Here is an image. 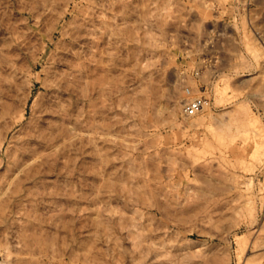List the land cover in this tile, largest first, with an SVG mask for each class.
<instances>
[{
  "label": "rangeland",
  "instance_id": "374dc122",
  "mask_svg": "<svg viewBox=\"0 0 264 264\" xmlns=\"http://www.w3.org/2000/svg\"><path fill=\"white\" fill-rule=\"evenodd\" d=\"M0 264H264V0H0Z\"/></svg>",
  "mask_w": 264,
  "mask_h": 264
},
{
  "label": "built area",
  "instance_id": "2783aa9c",
  "mask_svg": "<svg viewBox=\"0 0 264 264\" xmlns=\"http://www.w3.org/2000/svg\"><path fill=\"white\" fill-rule=\"evenodd\" d=\"M188 93L190 91L188 90ZM207 107V101L200 97L186 100L184 104V115L187 117H194L202 113Z\"/></svg>",
  "mask_w": 264,
  "mask_h": 264
},
{
  "label": "bare ground",
  "instance_id": "6f19581e",
  "mask_svg": "<svg viewBox=\"0 0 264 264\" xmlns=\"http://www.w3.org/2000/svg\"><path fill=\"white\" fill-rule=\"evenodd\" d=\"M49 34H50V33H49ZM65 34H66V33H65ZM70 34H71V33H70ZM72 35H73V34H72ZM46 36H48V35H46ZM49 36H50V35H49ZM73 36H74V35H73ZM72 38H73V37H72ZM75 38H76V37H75ZM63 39H64V38H63ZM50 40H51V39H50ZM79 42H80V41H79ZM74 45H75V44H74ZM79 47H80V46H79ZM80 49H81V48H80ZM43 50H44V49H43ZM70 50H71V49H70ZM79 51H80V50H79ZM81 52H82V51H81ZM79 53H80V52H79ZM72 57H73V56H72ZM39 60H40V59H39ZM75 60H76V59H75ZM73 62H74V61H73ZM71 64H73V63H71ZM75 64H76V63H74V65H75ZM74 65H73V66H74ZM82 70H83V69H82ZM79 72H80V71H79ZM75 73H76V72H75ZM66 76H67V75H66ZM66 76H65V77H66ZM78 76H79V75H78ZM71 80H72V79H71ZM71 80H70V81H71ZM74 82H77V81L74 80ZM74 82L72 81V83H74ZM67 83H70V82H67ZM54 87H55V86H54ZM62 87H63V86H62ZM73 89H74V88H73ZM73 89H72V90H73ZM61 90H62V89H61ZM70 91H71V90H70ZM206 108H207V107H206ZM186 117H187V116H186ZM143 230H144V229H143ZM133 232H135V231H133ZM136 233H137V232H136ZM137 237H138V236H137ZM153 238H154V237H153ZM148 239H149V238H148ZM148 239H147V240H148ZM149 240H150V239H149ZM151 243H152V242H151ZM156 245H157V244H156ZM161 247H162V246H161ZM163 248H164V247H163ZM144 249H145V248H144ZM151 253H152V252H151Z\"/></svg>",
  "mask_w": 264,
  "mask_h": 264
}]
</instances>
